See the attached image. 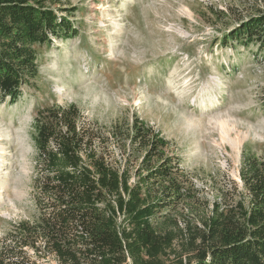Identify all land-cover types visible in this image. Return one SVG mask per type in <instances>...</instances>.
<instances>
[{"label": "rangeland", "instance_id": "374dc122", "mask_svg": "<svg viewBox=\"0 0 264 264\" xmlns=\"http://www.w3.org/2000/svg\"><path fill=\"white\" fill-rule=\"evenodd\" d=\"M61 6L77 35L37 48L34 87L12 105L0 102V238L34 214L32 118L52 104L74 103L106 131L143 121L208 202L229 182L241 188L242 152L264 157V61L257 47L224 37L264 14V0ZM111 152L134 171L144 151L121 142Z\"/></svg>", "mask_w": 264, "mask_h": 264}, {"label": "trees", "instance_id": "16d2710c", "mask_svg": "<svg viewBox=\"0 0 264 264\" xmlns=\"http://www.w3.org/2000/svg\"><path fill=\"white\" fill-rule=\"evenodd\" d=\"M62 2L0 0L1 103L34 87L37 48L77 35ZM228 38L264 61V14ZM32 130L34 214L0 238V264H264L263 156L242 152L241 188L229 182L208 202L143 121L106 131L76 104H52ZM121 142L144 151L134 171L113 158Z\"/></svg>", "mask_w": 264, "mask_h": 264}]
</instances>
